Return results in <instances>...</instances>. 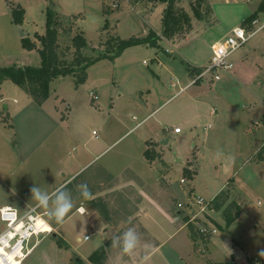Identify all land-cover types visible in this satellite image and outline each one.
<instances>
[{
    "label": "rangeland",
    "instance_id": "obj_1",
    "mask_svg": "<svg viewBox=\"0 0 264 264\" xmlns=\"http://www.w3.org/2000/svg\"><path fill=\"white\" fill-rule=\"evenodd\" d=\"M18 5L25 11L21 25L13 22ZM166 7L148 0H0V69L41 66L39 52L26 50L22 40L41 47L36 35L46 34L48 11L61 24L62 58H75L73 38L81 34L88 42L83 55L96 59L85 81L60 76L45 99L10 79L0 86V207L21 199L35 206L34 183L49 192L67 185L75 202L62 227L49 225L52 233L38 237L24 264H75L79 257L89 263L107 240L106 264H132L147 249L126 256L112 241L132 227L142 245H157L139 221L141 204L145 224L163 245L140 264L264 258V27L233 54L231 74L192 83L209 63L212 44L249 25L245 20L255 13L252 31L264 25V0H179L177 12L187 13L191 23L171 38L163 35ZM150 30L160 35L159 48L136 45L114 54L115 39L144 37ZM192 67H198L194 77ZM147 140L157 141L151 150L162 154L152 168L143 154ZM85 183L91 199L80 195L78 185ZM222 190L235 193L226 205L239 201V217L228 225L226 208L213 204L211 219L222 228L212 248L211 241L194 242L192 226L176 214L178 203L196 196L211 200ZM5 226L0 219V231Z\"/></svg>",
    "mask_w": 264,
    "mask_h": 264
},
{
    "label": "trees",
    "instance_id": "obj_2",
    "mask_svg": "<svg viewBox=\"0 0 264 264\" xmlns=\"http://www.w3.org/2000/svg\"><path fill=\"white\" fill-rule=\"evenodd\" d=\"M153 3H166L167 7L163 14V24L164 31L163 35L171 38L175 35L183 26V24L191 23V17L187 13H179L176 9V3L179 0H148ZM262 6L260 7V10ZM183 12V11H181ZM13 22L16 25H21L24 22L25 11L24 9L18 5L14 6L13 11ZM257 13L249 16L245 23L249 25L252 24L254 20H256ZM57 16H53L51 11H48V19H47V32L45 35H36V38L40 41L41 47H37V43L31 40L29 37L23 38V47L28 51L37 50L41 57V66L36 67H18L11 66L7 68L0 69V86L5 79H10L18 86H20L23 90H25L28 94L41 99H45L49 95V85L50 83L60 77L67 76L69 74H75L78 76V81H85L87 79L85 70L90 64H92L95 60L92 57L83 55L82 51L88 46L87 39L81 35L77 34L73 38V47L76 49L75 58L70 62L66 59L62 58L63 54L59 51V36H60V22ZM116 51L114 54L119 55L124 50L129 47L136 45H145L151 46L154 48L160 47L161 37L160 35L150 30L147 36L144 37H136L132 36L129 39H122L118 37L115 39ZM110 41L107 43L109 44ZM101 57H107L106 54H101ZM99 57V58H101ZM154 144V143H152ZM148 149L145 152V158L149 163H153L156 159L162 156V154L158 152H154L151 149V141L147 142ZM187 176L192 178V174L187 171ZM228 201V196L225 192L221 191L218 196H216L214 200V206L216 209H221L225 207V211L227 216V224H231L234 220H236L240 213L241 209L237 207L235 204L230 202L226 205ZM232 208H236V212L234 215L231 214ZM60 225V224H58ZM192 230V239L196 242L198 239L202 241H206L209 238L200 236L194 229ZM107 259L106 250L104 248L98 249L94 252L90 257V264H105ZM75 264H87L82 259L77 258ZM221 264H239L234 259L229 262L221 263ZM241 264H264V260L261 258H253L248 257L244 263Z\"/></svg>",
    "mask_w": 264,
    "mask_h": 264
},
{
    "label": "built area",
    "instance_id": "obj_3",
    "mask_svg": "<svg viewBox=\"0 0 264 264\" xmlns=\"http://www.w3.org/2000/svg\"><path fill=\"white\" fill-rule=\"evenodd\" d=\"M255 25H257V20H254L250 25L235 27L226 37L212 44L209 63L194 77L192 83H197L208 75L215 81H219L224 74H231L234 69L233 54L264 27L263 25L252 31V26ZM93 96L98 99L97 95L93 94ZM93 135L98 137L96 131H93ZM184 182L185 180H182V183ZM214 200L215 198L206 200L201 196H196L187 204L179 202L177 205L184 214L186 225H191L202 237L211 238L219 231L209 212L213 207ZM45 216V211H41V208L36 206L29 207L22 214L13 207L0 209V219L6 224L0 232V264H12V262L23 264L35 248L38 237L52 233V229L44 231L38 226L39 219L47 223L44 219ZM33 239H36V243L30 247ZM88 239L89 236H86L85 240Z\"/></svg>",
    "mask_w": 264,
    "mask_h": 264
},
{
    "label": "clouds",
    "instance_id": "obj_4",
    "mask_svg": "<svg viewBox=\"0 0 264 264\" xmlns=\"http://www.w3.org/2000/svg\"><path fill=\"white\" fill-rule=\"evenodd\" d=\"M78 188L83 198H92L91 190L86 183L78 185ZM66 189L67 185H60L49 192L34 183L30 189L31 199L36 202V207L45 210V215L49 221L61 224L75 207L72 194ZM112 243L114 247H118L120 252L126 256H132L142 246L144 249L151 247L147 242L142 245L140 234L132 227L125 230L121 235L114 237ZM260 255L264 256V251H261ZM9 259L11 260V258Z\"/></svg>",
    "mask_w": 264,
    "mask_h": 264
},
{
    "label": "crops",
    "instance_id": "obj_5",
    "mask_svg": "<svg viewBox=\"0 0 264 264\" xmlns=\"http://www.w3.org/2000/svg\"><path fill=\"white\" fill-rule=\"evenodd\" d=\"M121 38V37H120ZM38 46V45H37ZM39 48V47H38ZM190 70V74H191V76H195V74L196 73H198V67H192V68H189ZM190 84H192V83H189V84H187L186 86H184V88L182 89V90H184L185 88H187L188 86H190ZM5 108L6 109H8V105H5ZM150 116H148L147 118H149ZM147 118L146 119H144L141 123H139L138 124V126L139 125H141L144 121H146L147 120ZM263 122H264V118H263ZM151 141V143H154V144H157L158 145V142L157 141H152V140H150ZM146 142V145H147V142H148V140L147 141H145ZM158 147V146H157ZM148 149V145H147V148L146 147H144L143 148V154H144V156H145V152H146V150ZM158 149V148H157ZM159 151V150H158ZM261 152V151H260ZM260 158L261 159H263L264 158V151H263V153H261L260 154ZM147 160V159H146ZM148 162V161H147ZM149 163V162H148ZM154 163V162H153ZM149 166H150V168H152V166H153V164L152 163H149ZM77 174V173H76ZM75 174V175H76ZM223 192H225L224 190H222ZM231 192H232V194H231ZM226 194H227V196H228V201H229V198L230 197H232L233 199H234V196H235V193L233 192V190L231 191L230 190V192H225ZM216 198V197H215ZM233 204H235L234 202H232ZM143 205L144 204H141L140 205V209H141V216H139L138 218H139V221H140V223L144 226V228L149 232V235L151 236V238H153L152 240H155L156 242H157V245L156 246H154V247H152V248H149V249H147L146 251H145V253L146 254H143V256H141V258H139V259H135V260H133L131 263L132 264H140V263H142L144 260H146V259H149L150 257L151 258H153V256L155 255V253H159V252H161L162 251V243H161V241H158V239H157V237H156V235L153 233V231H151L150 229H149V227H147V225L145 224V222H144V217H145V215H146V212L143 210L145 207H143ZM237 207H239L240 209H241V205H240V202L239 201H237V204H235ZM2 207H13V208H15V209H17V210H19V211H21V208H26V211L28 210V208L29 207H32L30 204H28L25 200H20L19 202H17V203H14V204H11V203H7V204H4L3 206H1L0 207V209L2 208ZM84 210H85V208H83V207H80L79 208V213H81V214H84ZM162 210V209H161ZM164 211V210H163ZM241 211H242V209H241ZM181 212V213H180ZM163 213H165V211L163 212ZM176 214L177 215H179L180 216V218H183V216H184V214H183V212L181 211V210H179L178 209V211H176ZM70 218V216H68V217H66L65 218V220H64V222L63 223H61L60 225H58L57 223H53V224H49V222H47V224H49L50 226H51V228L53 227H58V228H60V227H62L63 225H64V223L67 221V219H69ZM134 218H137V215H135L134 216ZM184 219H185V217H184ZM175 220V219H174ZM173 220V221H174ZM181 220V219H180ZM214 223L217 225V227H218V229H221L222 228V226L217 222V221H214ZM52 228V229H53ZM3 230V229H2ZM1 230V231H2ZM54 230V229H53ZM0 231V232H1ZM106 232H108V231H106ZM219 232V231H218ZM251 232H253V231H251ZM111 234L113 235V233L111 232ZM218 234V233H217ZM216 234V235H217ZM44 235V234H43ZM45 235H47V234H45ZM111 235V236H112ZM216 235L215 236H213V237H211V238H209L208 240H206V241H211L210 243H211V248H212V246H213V244H212V241H213V239L216 237ZM56 236H57V234H56ZM64 236H65V234H64ZM87 236V235H86ZM85 236V237H86ZM64 239H65V237H63ZM33 240H36V239H33ZM84 240H85V238H84ZM90 240V238L88 239V240H86V241H89ZM78 241L80 242V241H82V239L81 238H79L78 239ZM107 241H108V243H107ZM106 242H105V245L104 246H102L101 248H104L105 250H106V254H107V259H106V261L108 260V256H109V248L111 247V246H109V240H107ZM36 243V242H35ZM38 246H39V241L37 242V244H36V246H35V248L32 250V252L28 255V257L27 258H29L34 252H35V250L38 248ZM91 256V255H90ZM248 257H253V258H261V259H263L264 260V258H262V257H254V256H250V255H248L244 260H242V261H240V262H238V261H236V262H238L239 264H241V263H244L245 261H246V259L248 258ZM26 258V259H27ZM80 259H82L84 262H85V258H82V257H79ZM25 259V260H26ZM25 260H24V262H25ZM106 261H105V264H106ZM24 262H23V264H24ZM85 263H87V262H85ZM127 263H129V262H127ZM87 264H90V262L89 263H87ZM119 264H126V263H124V262H120Z\"/></svg>",
    "mask_w": 264,
    "mask_h": 264
},
{
    "label": "bare ground",
    "instance_id": "obj_6",
    "mask_svg": "<svg viewBox=\"0 0 264 264\" xmlns=\"http://www.w3.org/2000/svg\"><path fill=\"white\" fill-rule=\"evenodd\" d=\"M38 226L41 227L44 231H50L49 224L45 223L43 220H38Z\"/></svg>",
    "mask_w": 264,
    "mask_h": 264
},
{
    "label": "water",
    "instance_id": "obj_7",
    "mask_svg": "<svg viewBox=\"0 0 264 264\" xmlns=\"http://www.w3.org/2000/svg\"><path fill=\"white\" fill-rule=\"evenodd\" d=\"M53 237H56V234H53Z\"/></svg>",
    "mask_w": 264,
    "mask_h": 264
}]
</instances>
